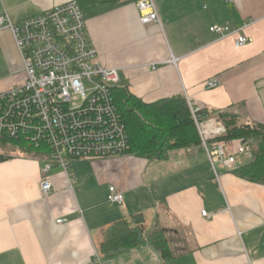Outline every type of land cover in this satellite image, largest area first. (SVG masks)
I'll use <instances>...</instances> for the list:
<instances>
[{"label":"crops","instance_id":"obj_1","mask_svg":"<svg viewBox=\"0 0 264 264\" xmlns=\"http://www.w3.org/2000/svg\"><path fill=\"white\" fill-rule=\"evenodd\" d=\"M70 1L0 0V15L18 24ZM153 1L160 26L141 24L134 2L87 20L97 63L118 69L143 103L183 96L207 113L229 109L244 124L264 125V0ZM227 24L246 26L249 43L236 48L235 36L209 32ZM21 63L11 33L0 31V91L23 84ZM211 80L218 87L206 90ZM1 156L8 159L0 161V264H264V184L232 173L248 156L219 168L216 179L200 146L163 161H73L74 183L54 166L48 197L40 193L43 157ZM111 186L122 207L107 202ZM133 216L146 235L166 229L176 256L163 260L144 243L103 257L102 232Z\"/></svg>","mask_w":264,"mask_h":264},{"label":"built area","instance_id":"obj_2","mask_svg":"<svg viewBox=\"0 0 264 264\" xmlns=\"http://www.w3.org/2000/svg\"><path fill=\"white\" fill-rule=\"evenodd\" d=\"M135 7L141 24L160 26L153 0H136ZM245 27L212 25L209 32L219 40L235 36L234 45L241 48L250 41L244 34ZM3 30L12 35L25 79L19 86L0 91V142L19 143L45 159L42 197L51 194L49 176L54 166L74 183L71 162L127 155L128 136L111 95V88L121 81L119 71L97 63V52L89 42L86 19L77 2L71 0L18 24L0 15ZM155 68L153 64L151 69ZM204 86L213 90L218 82L211 80ZM187 104L215 179L220 175L219 168L229 169L238 156L251 155V146L246 143L220 141L221 122ZM107 202L122 207L123 194L111 186ZM201 215L207 216L205 211Z\"/></svg>","mask_w":264,"mask_h":264},{"label":"trees","instance_id":"obj_3","mask_svg":"<svg viewBox=\"0 0 264 264\" xmlns=\"http://www.w3.org/2000/svg\"><path fill=\"white\" fill-rule=\"evenodd\" d=\"M86 20L108 13L136 0H75ZM115 107L120 115L129 141L127 155L149 162L163 161L168 153L176 149L199 147L200 139L190 114L185 97L178 96L152 104L143 103L133 96L127 85L120 81L111 88ZM204 116L217 118L222 125L223 142L240 141L251 146V161L232 171L246 181L264 184V125L244 124L239 116L229 109L215 110ZM19 148L24 154L31 150L15 142H0V148ZM0 155V161L7 160ZM141 216H133L130 221L121 219L111 223L102 232L99 246L103 257L149 243L163 260L176 256L173 240L167 230L155 229L146 235ZM167 237V238H166Z\"/></svg>","mask_w":264,"mask_h":264},{"label":"rangeland","instance_id":"obj_4","mask_svg":"<svg viewBox=\"0 0 264 264\" xmlns=\"http://www.w3.org/2000/svg\"><path fill=\"white\" fill-rule=\"evenodd\" d=\"M86 23H87V20H86ZM21 66H22V63H21ZM0 154L1 155H5V156H10V155H15V156H28L29 155L31 157H39V159L41 158V154H39L35 150H31L29 153L24 154L22 152V150H20L19 148H14L13 149V148H10V147L9 148H6L4 150H1L0 151ZM248 157L251 158V155L248 156ZM161 227H163V226H161ZM163 230H166V229L163 228ZM165 236H167V235L165 234ZM170 237H171V235H170ZM172 237L174 238V236H172Z\"/></svg>","mask_w":264,"mask_h":264}]
</instances>
